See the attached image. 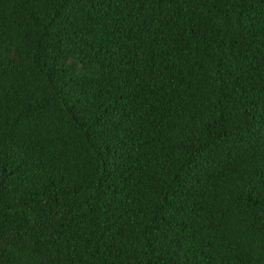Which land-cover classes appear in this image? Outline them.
<instances>
[{"label":"trees","instance_id":"1","mask_svg":"<svg viewBox=\"0 0 264 264\" xmlns=\"http://www.w3.org/2000/svg\"><path fill=\"white\" fill-rule=\"evenodd\" d=\"M0 264H264V0H0Z\"/></svg>","mask_w":264,"mask_h":264}]
</instances>
